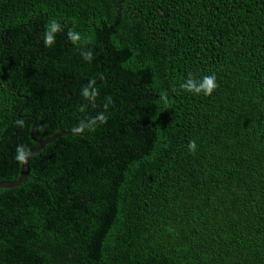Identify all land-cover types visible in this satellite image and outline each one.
I'll return each instance as SVG.
<instances>
[{"label":"trees","instance_id":"1","mask_svg":"<svg viewBox=\"0 0 264 264\" xmlns=\"http://www.w3.org/2000/svg\"><path fill=\"white\" fill-rule=\"evenodd\" d=\"M46 139L0 190V264H264V0H0V183Z\"/></svg>","mask_w":264,"mask_h":264},{"label":"clouds","instance_id":"2","mask_svg":"<svg viewBox=\"0 0 264 264\" xmlns=\"http://www.w3.org/2000/svg\"><path fill=\"white\" fill-rule=\"evenodd\" d=\"M62 31V25L56 20H50L46 25L44 32V44L46 47H50L55 42V35ZM68 38L72 43H77L81 39V35L78 32H74L69 30ZM82 57L91 62L93 58L92 51H83L81 52ZM95 79L89 80L88 84L82 89L81 95L83 98L89 103L94 104L97 96L99 95L98 89L95 87ZM218 87L217 80L215 74L203 76L201 79H194L191 75L181 84V88L185 91L192 92L195 94L203 93L205 96H209L213 93V91ZM161 100L167 104V93H163L161 96ZM108 103H111V99L109 98ZM108 104L104 105V109L107 110ZM84 108H81L83 111ZM107 122V117L103 112L98 113L94 117L86 118L81 120L78 125L72 128V132L79 134L84 132L86 129L91 130L97 123L103 124ZM18 126L23 127V121H17ZM197 148V144L195 140H190L188 143V149L190 152H195ZM30 155V150L24 145H18L15 150L14 159L21 163H27L28 157Z\"/></svg>","mask_w":264,"mask_h":264},{"label":"water","instance_id":"3","mask_svg":"<svg viewBox=\"0 0 264 264\" xmlns=\"http://www.w3.org/2000/svg\"><path fill=\"white\" fill-rule=\"evenodd\" d=\"M62 134L63 133H60L59 135L55 136L54 138L59 137ZM54 138H52V139H54ZM52 139H46V140L37 142V146L34 149L30 150V155L28 157L27 163L20 165V176H19V178L15 182H12V183L11 182L0 183V190H9V189L17 188L18 186H20L29 177V160H30V158H32L35 154H37L38 151H40Z\"/></svg>","mask_w":264,"mask_h":264}]
</instances>
